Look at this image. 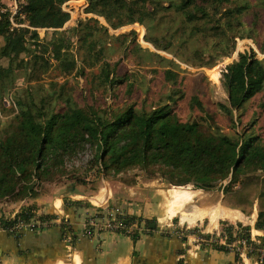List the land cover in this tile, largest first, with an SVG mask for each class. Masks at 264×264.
<instances>
[{"label":"trees","instance_id":"trees-1","mask_svg":"<svg viewBox=\"0 0 264 264\" xmlns=\"http://www.w3.org/2000/svg\"><path fill=\"white\" fill-rule=\"evenodd\" d=\"M66 1L15 0L12 14L0 0V9L6 8L0 12V111L11 115L0 122V200L43 195L39 189L67 174V163L86 151L90 152L87 164L95 168L96 177H119L124 184H133L138 175H128L137 171L171 186L190 185L205 191L229 179L223 193L237 183L242 189L254 186L259 187L255 196L259 200L264 195L260 189L264 185V138L250 133L253 125L236 131L232 112L239 113L236 122L240 125L252 98L261 92L264 98V65L252 55L238 53L222 71L227 101L219 107L232 131L225 132L216 122L217 113L209 111L196 95L190 97L188 107L198 113L182 119L176 110L184 97L178 73L167 68L150 70L160 82L153 89V75L142 79L123 65L128 56L136 65L145 64L147 57L161 65L174 62L148 52L134 38L126 43V34L108 35L94 16L61 29L70 18L62 9ZM87 1V12L103 17L112 28L134 22L144 25L147 41L155 48L198 66H212L221 56H229L236 37L256 39L264 34V0ZM36 29H50L49 39L37 40ZM120 53L123 58L118 59ZM46 75L53 79L80 76L88 87L78 90L75 84L54 80L44 86L39 81ZM19 78L27 84L16 85ZM10 90L15 108L3 102ZM107 93L113 99L110 104L100 101ZM80 204L64 200L66 209ZM248 207L242 212L251 211V202ZM35 209L34 203L21 206L12 219L0 220V228L7 230L16 221L30 219L54 225L58 219L52 212ZM150 221L143 224L147 231ZM120 222L127 227L141 220L127 216L126 222ZM60 226L74 236L62 221ZM254 228L264 235L261 208ZM238 229L245 236L250 233L249 226L220 221L219 236L230 241ZM173 230L185 236L196 233L198 227L174 226ZM202 237L208 241L209 237Z\"/></svg>","mask_w":264,"mask_h":264},{"label":"crops","instance_id":"crops-1","mask_svg":"<svg viewBox=\"0 0 264 264\" xmlns=\"http://www.w3.org/2000/svg\"><path fill=\"white\" fill-rule=\"evenodd\" d=\"M172 187L176 188L155 179L138 177L133 184L106 181L94 190L77 184L68 187L67 193L51 195L49 192L13 203L0 200V220L12 219L21 206L32 203L37 213L52 212L58 216L54 225L38 232L25 230L14 236L0 228V264H178L180 260L183 264H237L232 252L213 248L198 239L200 235L218 236L220 221L249 226L251 236L264 240L263 232L252 227L257 218L258 202L246 215L227 203L222 193L215 195L214 189L205 191L190 185ZM66 198L81 204L66 209ZM115 204L124 222L127 216L141 220L131 234L107 232L93 237L83 234L87 213ZM218 206L233 210L238 216L231 220L217 215L212 220ZM146 219L151 220L150 231L143 225ZM60 221L73 230L74 236L63 230ZM201 221L206 223L204 229L202 225L197 233L185 236L172 227L173 222L179 227H200ZM136 230L137 236H133ZM65 236L70 238L69 244ZM244 264L257 262L249 258Z\"/></svg>","mask_w":264,"mask_h":264},{"label":"rangeland","instance_id":"rangeland-1","mask_svg":"<svg viewBox=\"0 0 264 264\" xmlns=\"http://www.w3.org/2000/svg\"><path fill=\"white\" fill-rule=\"evenodd\" d=\"M5 5L10 10L16 9V2L14 0H3ZM65 6V11L69 13L70 18L69 20L64 24V26L61 29L67 30L70 27H73L77 24L78 20H83L85 18L94 16L97 18L100 22V24L104 25L106 28V32L108 35L117 36L120 34H126L127 37L125 39L126 43H129L131 39H135L136 42L139 43V45L146 49L148 52H155L163 56L164 58L170 60L171 62H174V64H166L161 65L155 59H152L150 57H147L144 62H146L143 65H136L133 64L132 59L130 56L127 57V59L124 58V66L132 71H134L136 74L143 76L142 79L145 78H151L152 76V82L150 83V86L153 89H158L160 82L159 78L156 74H151L150 70L152 69H158L162 70L164 68L170 69L176 73H178L179 77L182 80V90L184 91V97L183 99L179 100L178 105L176 107L177 113L182 119H186L189 116L196 115L198 112L196 109L191 111L188 107V101L192 95H196L199 101L209 110L212 112L217 113L216 122L218 125L225 131H232L233 129L229 127V120H227L226 116L222 114V111L219 107V104H225L227 101L226 94L224 92V89L221 84V77H222V71L224 67L231 63L233 60H236L238 58V53H247L248 55H252L255 59H257L262 65H264V34L255 38H244L240 39L238 37L235 38V47L234 50L229 54V56H221L218 58L212 66H198L196 64H193L192 62L186 63L178 58H176L172 53L166 52L163 50H159L154 47V45L147 41L148 36L146 35L147 29L144 25H140L138 23H131L122 25L118 28H112L106 20L101 16L93 15L92 13L87 12V8L89 6V2L87 0H68L64 2L63 7ZM37 32V40H46L49 39V35L51 30L50 29H36ZM132 32H134L132 34ZM46 38V39H45ZM36 40V41H37ZM71 40V39H70ZM3 42H1L2 44ZM72 48L76 45V36H74L71 40ZM74 52V51H73ZM51 57V61L54 62V59L52 57V53L49 50L47 53ZM117 58H123L122 53H120ZM208 58V56H206ZM50 76V75H49ZM45 76L42 81H39V83L43 84L44 86H47L48 83L52 80L57 81L59 83L67 82L69 85H76L78 90H86L85 82L83 81L82 77L80 76H74L69 75L67 77L64 76H56L54 79L52 77ZM145 76V77H144ZM31 84H34L35 82H30ZM27 82H23L22 79L16 80V85L18 86H25ZM161 89V88H160ZM165 90V88H162ZM101 102H104L106 104L112 103L113 99L109 96V94H105L104 98H100ZM3 102L6 106H10L15 108L14 100H13V94L12 91H8L5 96H3ZM232 119L233 122L236 124L235 130L241 131V129H248L251 125H253L252 131L250 133L260 135L262 138H264V98H263V92L257 93L250 103L247 105V108L243 112L241 116V124L238 125V114L235 110H233ZM11 115H3L0 111V122L6 121ZM237 121V122H236ZM239 123V122H238ZM243 127V128H242ZM90 158V152H82L77 157L73 158L69 163H67V174L60 177L57 181L51 182L48 185H43L39 191L40 193L43 192L44 194L51 193V195H56L58 193H67V188L72 185H77V181H86L87 184L86 187H89V189L94 190L99 185H102L104 182H111L115 183L120 180L119 177H116V179L111 178H103L102 175L99 177H96V171L95 168H90V166L87 164L88 160ZM137 174V178L141 177L145 180H149L148 177H146L143 173L139 172H132L128 175V177L131 174ZM251 173V172H250ZM254 173V172H253ZM127 178V176H126ZM119 179V180H118ZM157 180L158 183L164 182L161 181L159 178H153ZM229 182V179L222 182V184L216 188H214L215 195H220L221 193L225 197V201L227 203H231L232 205H235L237 208H239L241 211L242 209L247 210L249 207V203H252V209L254 203L258 202L256 207L259 210L260 208L264 210V195L262 194L259 196V200L255 198L258 193V188L254 186H240V184H235L231 186L226 193H223L222 189L223 187ZM165 183V182H164ZM166 184V183H165ZM82 186V184H78ZM168 185V184H166ZM259 186V185H258ZM168 187H172L171 185H168ZM261 190L264 191V185L260 186ZM94 188V189H93ZM43 194V195H44ZM7 202L13 203L18 200H13L10 198L5 199ZM108 209H111L116 206L110 205ZM119 206V205H118ZM220 207V206H218ZM117 208V207H115ZM102 209V208H97ZM251 209V210H252ZM93 211V210H92ZM91 211V212H92ZM91 212L87 213L90 214ZM251 212V211H250ZM250 212L245 213L246 215L250 214ZM227 222V221H225ZM206 224L204 221L200 222L198 226L202 229V225ZM173 226H178L177 223H172ZM183 226H180L182 228ZM254 228V226L252 225ZM204 229V225H203ZM255 229V228H254ZM197 230V232H198ZM250 230V229H249ZM196 232V233H197ZM123 235V233H120ZM216 236V235H215ZM203 237L200 235L198 239L201 243H206L207 245L215 244L217 245L218 238L213 236L208 238V241L202 239ZM219 246V245H218Z\"/></svg>","mask_w":264,"mask_h":264},{"label":"built area","instance_id":"built-area-1","mask_svg":"<svg viewBox=\"0 0 264 264\" xmlns=\"http://www.w3.org/2000/svg\"><path fill=\"white\" fill-rule=\"evenodd\" d=\"M15 2V0H14ZM62 9L65 11V6ZM6 8L0 9V12H4ZM9 11L13 14L15 10ZM12 25L16 26L10 18ZM120 212L117 208H104L100 210H93L85 217L83 224V234L88 237L99 235L100 233L107 232H119L124 235L131 234L136 229V224L131 223L129 226H124L120 222ZM56 223V221H55ZM54 223V224H55ZM52 221H40L30 219L29 221H16L7 230L9 234L14 236L19 235L22 231H42L49 228ZM52 226V225H51ZM68 228V225H66ZM4 230V229H3ZM244 232L238 229L233 233V238L228 241L224 236H217V245L223 246L227 251H230L238 259L237 264H244L249 258H254L257 264L264 262V240H258L251 236L243 234ZM70 238L65 236V241L69 244Z\"/></svg>","mask_w":264,"mask_h":264},{"label":"bare ground","instance_id":"bare-ground-1","mask_svg":"<svg viewBox=\"0 0 264 264\" xmlns=\"http://www.w3.org/2000/svg\"><path fill=\"white\" fill-rule=\"evenodd\" d=\"M176 196L178 195L177 193L175 194ZM181 214V213H180ZM217 215L222 216V217H226V218H230L232 220V218H236L238 216V214L236 212H234L233 210L230 209H226L223 207H219L217 214L213 213L211 219L215 220ZM252 217V216H251ZM187 218V217H186ZM189 218V216H188ZM192 218V217H191ZM243 218V217H242ZM185 219V218H184ZM197 219V218H196ZM195 219V220H196ZM192 220V219H191ZM243 220V219H242ZM190 221V220H188Z\"/></svg>","mask_w":264,"mask_h":264},{"label":"water","instance_id":"water-1","mask_svg":"<svg viewBox=\"0 0 264 264\" xmlns=\"http://www.w3.org/2000/svg\"><path fill=\"white\" fill-rule=\"evenodd\" d=\"M154 225V224H153Z\"/></svg>","mask_w":264,"mask_h":264}]
</instances>
